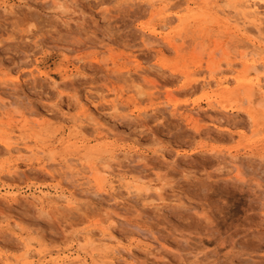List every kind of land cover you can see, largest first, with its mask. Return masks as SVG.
Segmentation results:
<instances>
[{"label": "rangeland", "instance_id": "374dc122", "mask_svg": "<svg viewBox=\"0 0 264 264\" xmlns=\"http://www.w3.org/2000/svg\"><path fill=\"white\" fill-rule=\"evenodd\" d=\"M248 1L0 0V264H264Z\"/></svg>", "mask_w": 264, "mask_h": 264}, {"label": "bare ground", "instance_id": "6f19581e", "mask_svg": "<svg viewBox=\"0 0 264 264\" xmlns=\"http://www.w3.org/2000/svg\"><path fill=\"white\" fill-rule=\"evenodd\" d=\"M243 2V1H242ZM245 2V1H244ZM248 3H249V6H250V8L252 9V11L251 12H246V13H244L245 14V18H249L250 16L251 17H253L252 19V23L255 25V28L259 31V32H263V30H264V15H262L263 13H261V9H260V5H262L263 4V2L262 1H256V0H249L248 1ZM247 4V3H246ZM245 5V4H244ZM248 5H246V7H247ZM245 8V7H244ZM254 32V31H253ZM264 63V62H263ZM251 67H252V69H254V70H257L258 69V65L255 63V62H253L252 64H251ZM17 82H21L20 81V78H18L17 80H16ZM258 82H259V84H260V80H258ZM257 82V83H258ZM20 84V83H19ZM252 84V83H251ZM256 85V84H255ZM250 86V85H249ZM262 86V85H261ZM264 95V94H263ZM225 107V106H224ZM7 142V141H6ZM8 143V142H7ZM10 146V145H9ZM12 148V147H11ZM115 195H116V193H115ZM111 229V228H110ZM110 231V230H109ZM113 232V231H112ZM106 236H108V238L109 239H113L114 237L110 234V235H106ZM156 252V251H155Z\"/></svg>", "mask_w": 264, "mask_h": 264}]
</instances>
